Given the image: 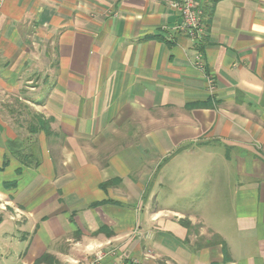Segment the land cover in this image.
Returning a JSON list of instances; mask_svg holds the SVG:
<instances>
[{"label": "crops", "instance_id": "0c3cea01", "mask_svg": "<svg viewBox=\"0 0 264 264\" xmlns=\"http://www.w3.org/2000/svg\"><path fill=\"white\" fill-rule=\"evenodd\" d=\"M173 2L0 0V264H264V0Z\"/></svg>", "mask_w": 264, "mask_h": 264}, {"label": "built area", "instance_id": "2783aa9c", "mask_svg": "<svg viewBox=\"0 0 264 264\" xmlns=\"http://www.w3.org/2000/svg\"><path fill=\"white\" fill-rule=\"evenodd\" d=\"M197 0H174L172 7L180 17V24L176 26L175 32L180 33L187 38L194 40L197 44L202 40L204 35V25L202 22V13L197 5ZM201 55L198 53L195 62L194 68L198 71H202L204 69V64L201 59ZM210 81L208 85H210V90L213 88V84ZM112 250H108L105 253L99 252L94 256L90 262L86 264H99L101 259H103L106 255L112 254Z\"/></svg>", "mask_w": 264, "mask_h": 264}, {"label": "rangeland", "instance_id": "374dc122", "mask_svg": "<svg viewBox=\"0 0 264 264\" xmlns=\"http://www.w3.org/2000/svg\"><path fill=\"white\" fill-rule=\"evenodd\" d=\"M20 110V112H22V116H25V113L23 112V111H21V109H19ZM40 116H36V118H38V119H36L34 122H33V125L32 126H35V127H37V128H42V124L43 123H45V122H47V121H45V120H43L42 118H39ZM33 118H35V117H33ZM41 122V123H40ZM41 124V125H40ZM210 191H211V193H213V190H211V189H209Z\"/></svg>", "mask_w": 264, "mask_h": 264}, {"label": "trees", "instance_id": "16d2710c", "mask_svg": "<svg viewBox=\"0 0 264 264\" xmlns=\"http://www.w3.org/2000/svg\"><path fill=\"white\" fill-rule=\"evenodd\" d=\"M215 1H217V0H215ZM43 127H44V131L48 132V130L50 129V128H49V121L43 123V124H42V129H43ZM47 127H48L49 129H48ZM48 133H49V132H48ZM185 225L188 226L187 224H185ZM220 244H222V246L224 247L223 242H220Z\"/></svg>", "mask_w": 264, "mask_h": 264}]
</instances>
